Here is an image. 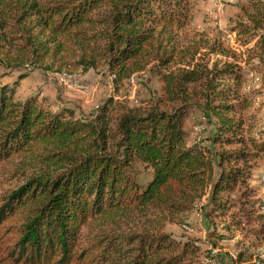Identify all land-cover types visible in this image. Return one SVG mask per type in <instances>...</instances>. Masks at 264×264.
<instances>
[{"label":"trees","instance_id":"1","mask_svg":"<svg viewBox=\"0 0 264 264\" xmlns=\"http://www.w3.org/2000/svg\"><path fill=\"white\" fill-rule=\"evenodd\" d=\"M188 21L186 0H0V65L19 73L0 86V166L19 159L13 176L23 181L0 199V264H187L198 254L161 222L183 223L205 197L206 217L232 209L245 183L240 114L249 102L235 54L210 66L196 51L179 53L175 33ZM230 33L244 46L257 39L248 61L264 66L263 0L243 6ZM77 50L86 57L74 66L103 63L116 85L157 61L161 95L119 112L110 97L91 117L34 95L17 98L27 68L71 65ZM189 109L208 119L210 145H188ZM129 216L161 226L127 234L115 223ZM84 228L99 233L87 248Z\"/></svg>","mask_w":264,"mask_h":264},{"label":"rangeland","instance_id":"2","mask_svg":"<svg viewBox=\"0 0 264 264\" xmlns=\"http://www.w3.org/2000/svg\"><path fill=\"white\" fill-rule=\"evenodd\" d=\"M250 1L186 0L189 21L185 28L176 31V40L173 41L180 54L196 51V60L209 61L210 66L217 59L234 61L232 56L235 54V59L243 68L242 98L249 102L240 114L245 152L248 154L245 183L238 186L236 195L231 198L232 209L206 217L202 211L205 197L194 211L185 215L183 223H179L181 220L177 218L161 222L164 224L162 228L177 242H191L198 247V254L189 258L187 264H264V152L257 150L264 145V66L256 59L248 61V51L257 39L244 46V38L230 33L242 7ZM215 45L228 51L230 56L213 53L211 48ZM81 54L85 56L77 50L71 65L65 67L54 60L55 65L48 70L44 67L27 68L26 72H30L31 76L19 85L17 98L23 100L34 95L40 100L47 99L53 105H65L75 110L79 117H91L110 97L117 104L116 112H119L146 108L161 95L162 82L156 72L157 61L152 60L143 71L116 85L103 63L86 71L81 66H74ZM188 60L189 56L179 66H187ZM18 75V72L6 70L0 65V86L13 85ZM183 125L188 145H210L211 126L201 112L189 109L183 118ZM19 162L15 159L9 165L0 166V199L23 182L13 176ZM154 222L160 224L155 227L161 226L156 218L145 216H129L118 220L115 225L128 234L142 227L153 228L150 224ZM97 234L98 231L84 228L82 235L91 242L84 241L83 247H89Z\"/></svg>","mask_w":264,"mask_h":264}]
</instances>
